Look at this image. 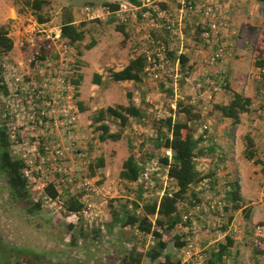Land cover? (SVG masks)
<instances>
[{"label":"rangeland","instance_id":"374dc122","mask_svg":"<svg viewBox=\"0 0 264 264\" xmlns=\"http://www.w3.org/2000/svg\"><path fill=\"white\" fill-rule=\"evenodd\" d=\"M28 1L0 0V26L7 30L8 36L12 40V49L0 57V77H2L1 59L3 58L5 64L14 66L16 69L19 77L18 83L21 87L40 83V73L44 70L43 63L46 58L42 62H37L35 56L42 48L41 41L44 36L58 32L63 10L64 12L69 11L73 16L74 23H83L85 30L83 40L76 45V48L68 46L67 53V72L70 73L68 77L73 75L72 69L82 76L76 89L71 86L69 78L66 80L70 85L68 97L76 118L75 127L74 130L67 132L60 127L54 130L49 124H45L46 128L38 126L36 123L31 124L30 119H28L30 114L24 112V108L21 109L19 103L15 107V102L8 97V91L6 95L2 96V99L4 98L7 108L15 110L13 114L17 115V119L14 117L16 121H13L7 117H2V114L9 111L6 110L5 106L3 107L0 99V127L3 126L7 136H9L12 126L16 130V136L23 137V140H29L30 136L38 134L41 141L49 142L52 141L51 137L55 135L60 140L61 146L67 148L65 158L61 163L62 167L73 178L72 185L75 187L80 178H88L95 191L87 199L90 208L86 214L77 216L76 219H69L63 213L65 200L75 194L65 190L60 183L59 185L56 184L57 187L59 186L57 198L50 202H42V194L37 188L39 186L37 183L34 186L29 185L31 203L40 202L39 209L33 210L31 213L26 211V207L29 206L27 204L18 201L11 205L6 202L4 194V197L0 196V237L15 241L23 246H32L36 256H29V259L33 260L28 262L34 264H44L43 261L46 262L45 264H52V259H55L53 264H119L122 255L126 254L131 247H134L136 252L144 254L152 245L151 238L140 236L129 228L118 229L116 227L118 232L111 234L107 225L110 221L109 212L112 207L119 209L120 204L137 200L136 202L141 205L143 201L152 199L155 196L159 197L163 192L171 193L175 191L174 182L165 176L166 170L159 167L157 162L148 161L146 158L152 144L150 140L155 137V133L151 130L152 118L172 116L173 106L177 102L186 108L191 106L193 114L198 112L196 105L201 107V104L191 100L188 62L182 68L183 73L188 76L185 82L182 81L179 84L181 76L178 79H171L170 86L173 94L170 98L165 97L164 93L159 90L157 81L153 79H143L140 84L132 85L134 87L130 88L124 83H112L107 79L106 74L111 69L115 70L123 66L135 54L143 53L148 58H151L152 53L155 52L156 54L162 46L159 44V38L153 41L150 39V31H159L162 22L170 15H176L174 13L175 3L173 0H164V2L161 0H140L145 8H149L153 16L140 10L135 11V13L132 12V14H124L125 19L123 22L114 16L116 24H123L128 35V37H123V34L115 31L114 23L105 22L107 15L101 13L100 8L101 4L107 1L119 5L127 3L126 0H47L49 12L41 14L43 20L46 21L40 25L36 23L35 17L31 15V11L26 7ZM263 2L264 0L251 1L252 4H258L259 13L255 17L248 14L239 17L240 27H243V30L239 29L243 33L242 43L245 45L247 52L250 51L249 49L253 51L252 56H250L249 76L255 80L256 67H254V62L261 60L264 55ZM209 3L219 2L212 1ZM159 4H168L166 6L167 13H163ZM87 8H92L93 12L85 15L84 12ZM251 12L253 13V9ZM238 14V16L242 15L241 12ZM10 15L13 16L12 19L9 18ZM32 23L36 24L42 33H31L27 37L29 42H24L21 40L20 34L23 28ZM253 24L255 35L251 33ZM179 32L180 35L172 33L173 38L167 40V43L175 53L179 54L185 51V55L189 58L188 31L183 32L182 30L181 33L179 29ZM148 39L151 41H148ZM199 41L202 42L196 40V42ZM92 42L94 45L90 50L84 49L86 44ZM236 48L237 51L243 50L239 46H236ZM235 55L236 52H232L230 57L233 59ZM262 60L264 61V58ZM168 68L171 69L172 73H178L175 61H168ZM93 74L100 76L98 84L92 83ZM245 74L246 70L244 71ZM243 79L244 77L241 78V80ZM201 83L206 86L204 82ZM6 89L8 90V88ZM194 90L193 88L192 91ZM126 91H131V103L140 108L142 116L137 120L129 119L128 125L124 129H120V137L117 141L100 142L98 132L94 130L90 123L91 115L98 109L126 105ZM74 93H76V96ZM77 103H80L82 110L77 106ZM261 116L263 117H259L260 120L264 119V114H261ZM179 118L182 117L179 116ZM254 120L247 121L248 125H250L251 130L258 131L262 125L259 123V128L254 127L255 129H253L251 122ZM260 120H256V122ZM107 126L110 132L118 129L115 122H107ZM194 128L197 130V127ZM246 130L248 128L245 129V132ZM9 144L8 152L16 158V149H21V146H15L13 142H9ZM129 155L133 156L138 163H143L147 169L149 182L147 183V189L142 192L140 200L136 197L137 186L124 183L118 178L121 164ZM99 158L103 161V167L94 170L93 176H89V164H93ZM247 165L250 169L242 177L243 189L246 192L242 194L244 200L240 201L241 209L231 215L227 212L223 216L224 219L231 216L228 222L230 231L227 232V235L233 238V244L228 249L226 259L229 263L235 260L239 264H264V239L261 240L258 247L253 244L254 228L256 226L263 227L262 231L264 233V168L252 162L247 163ZM255 167L258 171L251 172L250 170ZM235 171L234 174H237ZM229 172L232 173V171ZM236 179L234 176L232 180L236 181ZM223 183L224 185H222ZM217 187L219 190L220 188L226 190L227 184L221 181ZM248 190L251 195L247 194ZM219 193L222 195V189ZM0 195L2 194L0 193ZM191 201L189 192H187L184 199L178 204L181 215L183 210L189 207ZM244 203H252V205L243 207ZM223 205L225 204L223 203ZM227 208L229 209L230 206L228 205ZM93 224H98L101 227L99 237L95 240L83 237L85 235L82 231H80L81 235L79 234V226L84 228L83 230H87ZM199 228L197 225L193 237L189 239L193 241V246L194 244L198 246L199 242L208 236L204 232L205 230ZM185 232V228L176 227L162 237L166 241L164 253L174 255L179 259L180 264H183L184 260L180 251L174 249L172 237H183ZM71 238L75 240L74 245L70 243ZM6 249V247L2 248L0 242V264H11L12 259L16 256L15 250ZM16 251L21 253V250ZM45 253H47V259L43 260L42 255H45ZM22 258H27V254L21 253L19 259ZM26 262L23 261V264H28ZM140 264H148L147 258L144 257Z\"/></svg>","mask_w":264,"mask_h":264},{"label":"trees","instance_id":"16d2710c","mask_svg":"<svg viewBox=\"0 0 264 264\" xmlns=\"http://www.w3.org/2000/svg\"><path fill=\"white\" fill-rule=\"evenodd\" d=\"M202 0H193L190 2L191 9L184 13L180 20L179 29L188 31V35L194 40H200V33L202 31L206 32V29L209 25L207 18L201 13L193 12V8L198 6V3ZM239 0H234L237 3ZM130 6L138 7L139 10L143 13H149L153 16V13L149 8L141 7L142 2L140 0H126ZM174 2V0H173ZM226 0L220 2L223 3ZM47 0H29L26 3V7L31 11V15L35 17L37 24L44 23L46 20H43L41 14L49 12V7L47 5ZM164 4H159V7L162 9ZM101 7L108 9L110 12H114L118 8V4L114 2H105L101 4ZM161 11V10H160ZM164 12V11H163ZM167 13V11L165 12ZM249 15H252L250 13ZM223 23L225 24V31L219 29V32L216 34L218 40V46H213L209 52V55L213 54L219 48L222 50L221 58L216 60V64H222L223 61H226V58L230 56L232 52H236V46H239L240 49H243L245 45L242 43L243 33L240 30H236L231 25V10H226L223 15ZM114 16H107L106 21L108 23L115 24V31L123 34V37H128L126 34L123 24L117 23L114 20ZM98 21V20H96ZM167 24L162 22L161 29L151 30L150 39L153 41L157 38L160 40V46L164 48L165 57L168 61L177 62V71L181 82H185V79L188 77L187 74L183 73L182 68L188 62V56L183 53H175L169 48L167 40L173 38V34L165 28ZM84 24L79 23L75 24L73 16L69 11L62 12L60 25H59V36L61 40L67 46H74L79 44L85 35ZM253 27V26H252ZM177 28V23H174V29ZM254 27L251 29V33H254ZM178 35V34H177ZM180 35V32H179ZM148 39V41L150 40ZM150 40V41H151ZM203 43V42H202ZM239 43V44H237ZM241 43V44H240ZM94 43H89L84 46V49L90 50L93 47ZM47 46V49L44 47ZM207 48L208 45L206 44ZM49 44L48 42L42 41V48L39 49V52L35 56L37 62H42L45 57L49 54ZM158 47V46H157ZM12 49V40L8 36L7 30L0 26V57L7 54ZM152 58V59H151ZM151 58H148L145 54L139 53L135 54L130 58L127 63L119 70L111 69L107 72L106 77L112 83H124L130 82L132 85H138L142 82L143 79H146L145 68L150 65V60L155 59V52L151 54ZM257 60L254 62V67L259 68L264 65V61ZM213 65V66H215ZM73 75L69 78V82L73 89L78 87L80 80L82 79L81 74L76 73L72 69ZM75 72V73H74ZM100 76L93 74V84L99 83ZM171 79H162L157 81L158 88L161 92L164 93L166 98H170L173 94L172 88L170 86ZM134 87V86H133ZM222 89L228 90V87L224 86ZM131 92V91H130ZM129 91H126V105H118L115 107H106L104 109L96 110L90 118V123L94 127V130L98 132V139L100 142L104 141H117L120 137V129H124L129 122V119H139L142 116L141 110L138 106H135L131 103V94ZM229 101L225 105H215L214 110L218 111L220 116L231 121V124H236L238 122V117L241 113L247 112L249 110L250 102L249 99L244 97L241 93L238 92H228ZM6 95V90L3 86L0 85V97ZM76 96V93H74ZM181 105L177 102L172 109V116H167L163 118H152V127L151 130L155 133V137L151 139L150 150H148V155L146 158L148 161L157 162L158 166L165 169L166 178L172 180L175 185V191L171 193L163 192L159 197L155 196L152 199L145 200L139 205L135 201H130L129 203L120 204L119 209L112 207L110 210V221L107 224L108 229L111 234H116L118 229L129 228L133 229L140 236L150 237L152 245L148 250L142 254L136 252L134 247H131L126 254H123L120 258L119 264H140L141 260L145 257L147 258L148 264H180L179 259L174 255L164 253L166 247V241L162 239L164 234H167L174 230L176 227L185 228L186 232L184 236H173V247L175 250H179L188 243V240L193 237L194 224L198 221L205 222L204 226L201 229L205 230L208 234L207 240L212 241L215 238L216 233H223L228 226V222L231 219L229 217H222V220L218 223L219 225L211 226L210 222L216 217L215 214H200V216L192 217L187 219L186 222H181V216L183 214L189 213L194 206L201 205L208 200L200 201L196 197V193L191 189V187L197 185L200 181L206 178H212L215 174L214 172L209 171L207 174L202 175L201 172L197 171L195 164L198 157H203L211 153L207 151L206 142L209 140L208 126L203 123V119L200 114L197 112L192 113L191 106ZM77 106L80 107V103H77ZM181 116L182 118H179ZM107 122H115L118 129L116 131L110 132L107 126ZM199 125V126H197ZM197 127L199 132L196 133ZM196 133V134H194ZM245 149L243 157L247 161H252L255 165H261L260 160L254 158V148L251 140L247 135L244 137ZM0 142H1V151H2V163L4 166V171H6V177L8 182V190L12 199L21 201L26 207V211L31 213L33 210H38L40 207V202L31 203L30 200V191L29 184L22 178L21 170L23 167L22 161L18 158L9 157V141L8 136L4 130V127H0ZM210 149V148H209ZM169 150L170 156L166 157L164 151ZM103 167L102 159H97L93 164H89V176H93L94 170L100 169ZM144 164L138 163L133 156H128L121 164V169L118 173V178L124 183L134 184L137 186V199L140 200L142 192L147 189V183L149 180H143L141 175L144 171ZM227 187L226 190L223 189V196L221 201L225 204L221 208L222 216L229 212L231 215L233 212L241 209L240 197H239V188L235 180L226 181ZM191 189V190H190ZM189 192V197L192 201L189 204L187 209L183 210V214L178 210V204L181 202L186 193ZM44 193L48 198L54 200L57 198L58 193L52 188L51 185L44 188ZM215 194V193H214ZM214 196V195H211ZM210 196V197H211ZM203 202V203H202ZM230 208L228 209L227 206ZM63 213L68 216L69 214H78L82 210L83 206L76 201L74 196H69L63 204ZM208 217L211 220H207ZM247 218V216H245ZM224 220V221H223ZM208 221V222H206ZM118 229H117V228ZM195 228V227H194ZM79 226L80 231L85 235L83 237L90 238L95 240L99 237L101 227L98 224H93L89 226L87 230H83ZM87 231V234H86ZM81 235V234H80ZM210 237V238H209ZM141 241V240H140ZM190 241V240H189ZM224 242H214L208 246L207 249H202L199 251L200 255L203 257L202 264H239L235 260L228 262L227 254L228 249L233 244V238L229 235H225L223 240ZM72 245L75 244L73 238L70 239ZM259 253V252H258Z\"/></svg>","mask_w":264,"mask_h":264},{"label":"built area","instance_id":"2783aa9c","mask_svg":"<svg viewBox=\"0 0 264 264\" xmlns=\"http://www.w3.org/2000/svg\"><path fill=\"white\" fill-rule=\"evenodd\" d=\"M193 0H174L175 9L174 14L167 18L165 23L167 24L165 28L173 34L179 35V25L180 20L185 12L191 9L190 2ZM198 3V6L193 8V12L201 13L205 18L208 19L209 25L206 29L208 31H202L200 33V40L206 45H208L209 52L213 46H218V40L216 38L219 29L225 31V24L223 23V15L226 8L220 3H209V0H202ZM141 7H144L142 4ZM145 8V7H144ZM101 13L107 16H116L121 22L124 21V14H132L139 10L138 7L130 6L129 4H119L118 8L114 12L108 11V9L101 7ZM192 10V9H191ZM104 11V12H103ZM93 12L92 8L85 9V15L91 14ZM98 19V18H96ZM174 23H177V28L174 29ZM31 33H42L41 30L32 23L27 27L23 28L20 37L24 42H29L27 37ZM52 33V32H51ZM48 42L49 44V54L45 57L43 63L44 70L40 73V83L37 85H31L21 87L19 85V77L16 73L14 66L5 64L3 58L1 59L2 77H0V85L3 86L8 91V97L10 100L15 102V107L19 103L20 108H24V112L29 113L28 116L30 123H36L38 126H43L46 128L45 124L52 126V129L58 127L62 128L64 131L74 130L75 127V115L72 111V107L69 103V91L70 85L67 83L68 75L67 65H68V46L61 40L59 32L54 34H48L44 36L42 40ZM41 41V42H42ZM219 47V46H218ZM47 49V46L44 47ZM222 50L219 48L211 55H207L206 63L209 66H213L218 58L222 56ZM208 52V53H209ZM177 66V62L175 63ZM146 77L148 80L159 81L162 79H175L179 78L177 72L172 73L171 69L168 68V60L165 57L164 48L160 47L156 54L155 59L150 60V65L145 68ZM256 80L258 82V95L264 96V65L256 69ZM8 88V90L6 89ZM216 89L213 87V90ZM4 96V95H2ZM3 107L9 112L2 114V117H7L13 121H16L17 115H14L15 110H10L7 108L4 98L2 99ZM263 110V111H262ZM262 111V112H261ZM256 114H264V108L256 109ZM35 115L36 117H34ZM16 119H15V118ZM35 119V121H34ZM255 126V125H254ZM11 131L8 136L9 142H13L15 146H21L16 149V158L22 161L23 167L21 170L22 178L29 184L34 186L38 184L37 187L41 192L42 202H50L52 199L48 198L44 193V188L51 185L57 193H59L56 184L62 185L70 193H74V198L77 202L82 204L83 208L78 214H69V219H76L77 216L85 215L87 210L90 208V203L88 202V197L95 191L91 185L90 179L80 178L75 187L73 184V178L68 174V172L62 167V161L65 158L67 148H64L60 144V140L56 136H52V141L46 142L41 141L38 134H33L29 137V140H23L21 137H17L13 128L11 126ZM51 131L49 132V134ZM13 148V147H12ZM166 157L170 156L169 150L164 151ZM147 169L141 175L143 180H148ZM71 187V188H70ZM226 189V188H225ZM223 191V190H222ZM217 191V194L211 196L210 199L201 204L196 205L193 209L181 216V222H186L187 219L192 217L200 216V214H215L216 217L210 224L211 226L219 225L218 223L222 220L221 208L223 203L221 198L223 196ZM195 227V226H194ZM192 227L193 232L195 228ZM263 227L256 226L253 230V244L255 247L260 246L261 240L264 239V233L262 231ZM230 231V224H228L227 229L223 233H216L215 238L212 240L214 242H221L224 240L227 232ZM196 236V235H195ZM195 239V238H194ZM182 258L184 260L183 264H202L203 257L199 252L196 251V246L193 241L188 243L180 249ZM227 264V261L225 262Z\"/></svg>","mask_w":264,"mask_h":264},{"label":"crops","instance_id":"0c3cea01","mask_svg":"<svg viewBox=\"0 0 264 264\" xmlns=\"http://www.w3.org/2000/svg\"><path fill=\"white\" fill-rule=\"evenodd\" d=\"M161 1L164 2V0ZM212 1L220 3L222 0ZM251 1L252 0H239L235 3L234 0H226V2L221 3L225 6L226 10H231V25L234 28L243 30V27H240L239 17L246 16V14L249 15L252 13V9L253 13L250 15L251 17H255L256 14L259 13L258 4H252ZM263 4H261V6H263ZM167 5L168 4H164L162 9L160 8L164 11L163 13L166 12ZM240 12L242 15L238 16ZM12 17V15L9 16L11 19ZM194 39L195 38L189 36V90L192 97L191 100H195V102L201 104V107L200 105H196V109L202 119L204 118L203 123L208 126L209 140L206 144L207 148H210H208L207 151L211 152H208V154L206 153L203 157H198L197 160H195V168L197 171L201 172L202 175L207 174L209 171L214 172V170L215 174L212 178L203 179L197 185L191 187V189L196 193V197L200 199V201L208 200L212 194L224 189L220 188L219 190L217 187L219 182L230 181L235 176V178H237L236 181L239 188L240 201H243L244 197L242 194L246 191L243 189L242 177L249 171L248 169H250L247 167V163L249 164L252 162L245 160L243 157L245 135H247L252 142L254 148L253 159H259L261 168H264V119L260 120L261 118L259 117L263 116L256 114L257 108H264V96L260 97L258 95V82L249 76L251 66L250 56H252L253 51L249 49L250 51L247 52V49L244 47L243 50L236 51V55L233 59L229 56L222 64L218 63L215 66H209L206 63L207 55H209V47L207 48L204 43L200 41L196 42ZM183 54H186V52L184 51ZM123 66L115 70H119ZM245 70L246 74L244 75ZM242 77H244L243 80H241ZM201 82H204L206 86H203ZM124 84L133 88L130 82H124ZM224 86L228 87V90H223L222 87ZM213 87L216 89L213 90ZM193 88L195 89L194 91H192ZM229 91L241 93L244 97L248 98L250 102L249 110L241 113L238 117V122L233 125L229 119L221 117L219 112L214 110L213 107L215 105H225L229 101ZM252 119H255L251 122L253 129L259 128V123L262 125L258 131L251 130L250 125H248L247 121H251ZM256 120L260 121L256 122ZM247 128L248 130H246V133L245 129ZM197 132H199V130H197L196 133ZM229 171H232V173ZM234 171L237 174H234ZM250 171L256 172L258 169L255 167ZM222 185H224V183ZM248 188L249 190L251 189L250 186ZM249 190L247 194L251 195ZM250 205H252V203H246L243 207ZM209 219L211 220L210 217H208L207 220ZM204 224L205 222L198 221L194 226L196 228L198 225L199 228L203 227ZM203 236L205 237V235ZM211 243H213V241L210 242L204 238L199 242L198 246L195 245L196 251L199 252L202 249H207L208 246L210 248Z\"/></svg>","mask_w":264,"mask_h":264},{"label":"flooded vegetation","instance_id":"af4514ba","mask_svg":"<svg viewBox=\"0 0 264 264\" xmlns=\"http://www.w3.org/2000/svg\"><path fill=\"white\" fill-rule=\"evenodd\" d=\"M1 147L2 146H1V142H0V193L2 194L0 196L4 197V194H5L7 199L5 198L4 200L6 202H9L11 205H13L14 203L18 202V200L11 198V195H10L8 187H7L8 182H7V177L5 175L6 171H4V166L2 163L3 159H2ZM8 155H9V157H11L10 154H8ZM19 202H21V201H19ZM0 242H1V246L3 249L6 247L7 248L6 250H15L16 256L12 259L11 264H23V261H25V262L27 261L26 263L29 264L31 262H28V261L33 260L31 258L29 259V256H31V257L36 256L35 250L30 245L23 246V245H20V243H17L15 241H10L6 238H1V237H0ZM16 250H21V253L27 254V258L19 259V255L21 253H18ZM46 255H47V253H45V255H42L43 260L47 259ZM43 262H44V264L46 263L45 261H43ZM51 262H52V264L55 263V259H52ZM31 264H34V263H31Z\"/></svg>","mask_w":264,"mask_h":264}]
</instances>
